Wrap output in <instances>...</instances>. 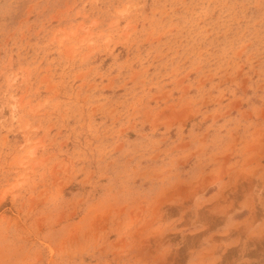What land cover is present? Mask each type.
Returning <instances> with one entry per match:
<instances>
[{"label": "rangeland", "instance_id": "obj_1", "mask_svg": "<svg viewBox=\"0 0 264 264\" xmlns=\"http://www.w3.org/2000/svg\"><path fill=\"white\" fill-rule=\"evenodd\" d=\"M0 264H264V0H0Z\"/></svg>", "mask_w": 264, "mask_h": 264}]
</instances>
